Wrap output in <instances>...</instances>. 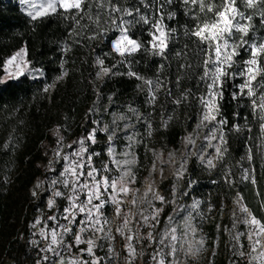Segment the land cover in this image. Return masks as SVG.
<instances>
[{
  "label": "snow or ice",
  "instance_id": "obj_1",
  "mask_svg": "<svg viewBox=\"0 0 264 264\" xmlns=\"http://www.w3.org/2000/svg\"><path fill=\"white\" fill-rule=\"evenodd\" d=\"M19 2L26 6L27 15L33 21L49 16H59L71 21L72 30L69 35L73 37L97 40L110 31L117 33L115 39L111 40V52L105 55L115 54L120 59L116 64L108 67L105 66L104 59L97 56L95 65L100 69L96 73L97 79H103L110 74H126L137 79L141 82L137 87L146 92V103L152 107L156 105L161 92L166 97H171V103L175 106L195 100L200 108L198 122L193 132L184 137L185 151L181 154L179 165L173 173L175 179L171 189L172 199L169 200L159 193L154 180L149 181L143 196L139 198L138 210L126 213L122 224L115 231L127 241L124 245L127 253L125 264H135L138 255H144L143 251L137 253L135 247L136 242L144 241H147L148 246L153 249L150 255L151 264H180L181 253L186 258L197 257L206 246V238L201 234L197 223L198 220L205 219L201 209L203 202L193 198L190 204L177 203L178 199L189 195L187 190L182 193L178 190L177 182L184 179L190 157L198 158L209 169L216 167L214 160L219 161L224 158L227 152L224 127L228 121L218 117H221L219 102L224 98V88L229 80L243 78L242 84L234 85L239 92L233 91L232 98L236 100L246 95L251 100L253 116H258L261 121L260 135L264 137V67L261 66L264 58V41L247 39L253 28L252 21L257 11L261 24L264 25V8L261 7L264 5V0H220L219 3L216 0H182L186 6L185 15L192 12L189 5L198 6L199 12L190 16L195 22L193 27L190 28L187 24L183 26L184 37L191 39L195 47L189 48V44L185 43L183 49L174 54L175 59L184 61L178 63L177 70L181 75H177L175 79V87L179 92V96L175 97L172 88L169 87L172 82L163 77L164 63L158 66L155 78H149L134 71L130 59L139 52H145L149 56L168 61L171 42L177 37V29L170 28L165 23L166 19L172 20L176 16L173 11L165 12V7L173 4L174 0H151V2L137 0L143 8L152 9V15L145 14L138 6H128L127 0H124V3L120 0H19ZM239 4L246 9H252L253 14L248 15L245 11H241ZM140 24L148 26L150 39L147 42L134 37L133 29ZM237 35H239L238 40ZM75 43H80V40L76 39ZM62 50L64 52L70 50L67 42ZM241 50L248 51L250 55L243 65L234 71L236 58ZM26 56L27 49L21 48L5 61L4 70L10 78L18 79L26 74L40 71L31 67V61L26 59ZM190 56L197 58L195 64L189 59ZM10 65L14 66V71H8ZM117 65L126 66L127 72H114L113 69ZM196 69L201 70L199 75L196 74ZM188 73H191L190 79L195 77L197 87L203 85L204 90L199 95L192 88L181 90L184 76ZM40 74L43 75L42 72ZM258 77L262 79L257 83ZM62 78L63 76L57 79ZM48 87L51 86H46L44 90L47 91ZM258 88L261 89L259 93ZM99 96L100 93L97 91V97ZM109 102H112V97H109ZM107 111L106 108L105 112ZM97 112L95 106L88 109L86 120L92 125L91 128H85L84 133L70 143H65V136L62 134L66 129L57 126L53 132L56 138L55 147L52 149L53 159L48 161L47 167V172L52 175L38 182L37 187L42 183L48 185L51 194L47 200V208L49 211L53 209L55 211L47 216L46 220L37 217L30 225L31 228L36 229L37 225L43 224L38 231L32 232V236H39V239L29 241L38 249L39 258L36 264H102L105 257L96 255V250L101 247L98 241L115 238L111 228H106L110 221L104 215L105 206L108 203L115 205V212L119 217L124 203L121 197L131 195V204L134 208L137 207L139 189H133L131 185L137 183L135 168L139 161L136 148L141 145L144 137L136 131V127L137 124L145 125L147 136L151 137L154 131L153 123L138 108L131 105L128 106L126 113H113L109 123L93 118ZM133 119L136 123H133ZM172 119V116H168L167 119L162 118V125L167 127ZM233 130L239 132L241 126L233 125ZM201 131H204L202 137ZM248 131L251 132L252 129L249 128ZM101 133L106 137L105 148L96 151L94 146L99 143L98 136ZM121 138L125 142L124 148L118 152L116 142ZM197 140H202L204 143L197 144ZM259 147H264V143ZM209 148L215 150L214 156L207 155ZM190 149L195 150L190 151ZM149 151L153 152L156 160H159L160 174L163 177V165L166 163L163 154L158 155L152 149ZM102 157L106 158L101 159ZM253 158L254 149L249 146L247 159L251 162ZM175 162L176 153L169 152L167 163ZM56 165L61 167L57 168ZM155 171L154 161L152 173ZM231 177L232 172L228 170L225 173V182L229 185L234 184ZM240 180L249 181L255 186V170L242 168ZM194 183L195 181L187 180L186 188L190 189ZM35 195L36 193L33 192V196ZM58 200L65 202L62 208ZM157 202L162 207L157 208ZM235 203L240 215L238 216L234 211L232 229L225 228L235 242L230 251L234 256L247 257V264H264V219L258 218L248 208L239 192ZM169 204L174 205L172 212L166 218H162ZM261 207L264 208V202L261 203ZM212 210V206L209 205L208 211ZM129 215L136 223L135 231L129 227ZM238 224L244 225L246 231H239ZM217 227L219 228V225ZM142 228L148 229L146 235L141 233ZM233 231L234 235H232ZM88 233L91 235L85 239ZM245 236L248 240L247 252L244 251L245 246L241 241ZM68 237L72 238L70 243L66 240ZM41 243L44 244L43 247H40ZM81 245L86 247H80ZM76 247H79L78 254L65 256V252L71 253ZM113 251L112 246L109 245L108 253L111 255ZM85 255L88 259H85ZM212 255H215V251Z\"/></svg>",
  "mask_w": 264,
  "mask_h": 264
},
{
  "label": "trees",
  "instance_id": "obj_2",
  "mask_svg": "<svg viewBox=\"0 0 264 264\" xmlns=\"http://www.w3.org/2000/svg\"><path fill=\"white\" fill-rule=\"evenodd\" d=\"M124 3V0H120ZM151 2V0H149ZM217 3L220 0H216ZM128 6H138L147 15H152V9H145L137 0H127ZM241 11L252 15V9L238 5ZM185 5L182 0L165 7V12L173 11L176 16L172 20H165L170 28L177 29V37L171 42L168 61L160 57L149 56L139 52L132 60V68L142 76L155 78L158 66L165 64L163 77L172 83L173 96H179L175 87L178 72V63L183 60L174 58V54L183 49L185 43L189 48L195 47L192 40L183 35V26L193 27L192 14L198 13V6L189 5L192 9L185 15ZM264 8V5L261 6ZM253 28L247 39L262 41L264 39V25L261 24L259 11L252 21ZM71 21L59 16H49L33 21L21 9L16 0H0V263L5 257L12 258L16 264H36L39 258L34 245L29 241L37 239L32 236L30 225L44 205V195L33 196L32 187L35 181L45 177L47 172L44 164L47 154L55 147L54 130L57 126L66 129L62 134L65 142L70 143L84 133L85 128H91L86 120L89 108L96 107L98 112L93 118H99L103 123L110 120L113 112H127L128 106L138 108L153 123L152 139L162 147H176L184 133L191 131L198 122L200 108L193 99L180 106L171 103V97L163 92L154 107L147 105L146 92L141 91L137 85L141 82L125 75H109L97 79L99 67L95 65V58L104 59L105 66L111 67L120 58L115 54L106 56L111 52V40L117 33L110 31L106 36L97 40H88L84 37H73ZM134 37L147 42L148 26L140 24L133 29ZM90 34V33H89ZM79 39L80 43H75ZM236 39H239L237 35ZM67 42L70 50L64 52L63 46ZM21 48L27 49L26 59L31 61V67L39 72L26 74L18 79L2 80L4 62ZM249 52L241 50L236 58V67L242 66L249 58ZM193 64L197 58L189 57ZM261 66L264 67V58ZM127 67L117 65L114 72L126 73ZM196 69V74H200ZM43 73V75L40 74ZM67 75H63L64 73ZM191 73L185 74L181 90L192 88L197 95L204 90L203 85L197 87L195 77L189 78ZM63 76L62 79H57ZM237 77L229 80L224 88V98L220 103L221 117L228 121L224 127L227 152L222 160L216 162V167L209 169L195 160H191L185 176V189L189 192L184 202L189 203L193 198L201 200V209L204 216L209 217L221 210L230 207L236 201L239 192L244 203L258 217L264 219V137L260 135L258 116H253L251 100L247 96L233 100L232 92H238L234 85L242 83ZM262 78L258 77L257 82ZM48 90L45 91L46 86ZM97 91L100 96L97 97ZM112 97V102H109ZM108 109L105 112V109ZM151 114V115H149ZM128 115H131L128 113ZM173 119L167 127L162 125V118ZM105 119V120H104ZM134 120V119H133ZM239 124L241 131L233 130V125ZM245 125H247L245 127ZM102 126V125H101ZM139 128L146 132V126L139 124ZM252 131L249 132L248 129ZM105 136L101 133L98 140L103 143ZM8 145V147H5ZM254 149V158L247 159V149ZM105 146L100 142L94 150L100 151ZM141 144L138 155L142 158ZM243 158V159H242ZM255 170L256 185L249 181L241 182V169ZM231 170L234 184L225 182V173ZM195 181L193 186L186 188L187 180ZM259 193V195H257ZM209 205L212 211H208ZM207 240L211 243L217 236L215 222L211 221L205 226ZM212 264H228L223 256L214 259ZM235 264H247L245 258H238Z\"/></svg>",
  "mask_w": 264,
  "mask_h": 264
},
{
  "label": "rangeland",
  "instance_id": "obj_3",
  "mask_svg": "<svg viewBox=\"0 0 264 264\" xmlns=\"http://www.w3.org/2000/svg\"><path fill=\"white\" fill-rule=\"evenodd\" d=\"M16 1L19 3L21 9L27 14L26 6L20 4L19 0H16ZM262 41H264V39ZM17 52H19V51H17ZM13 55H11L9 57H12ZM9 57H7L6 60ZM17 62H19V61H17ZM4 66H5V62H4ZM3 69H4V67H3ZM8 71L9 72L14 71V66L10 65L8 67ZM7 79H11V78L7 75V73L4 70V73L2 75V80L4 81ZM243 82H244V80L242 79V83ZM257 91L259 93L261 91V89L258 88ZM238 92H239V89H238ZM113 113L119 114V112H113ZM113 113H111L110 120L107 123H109L112 120V118H113L112 114ZM133 123H136L135 120H133ZM195 126H194V128H195ZM193 129L191 131L184 133V135L181 136L179 143L176 147H162L160 145H157L158 143L154 139H152L151 141H148V142L147 141L144 142V140L146 138H149V137L144 133V131H142L139 128V124H137L136 131H138L144 137L143 142L141 143V144H143L142 158L141 159L138 155V148L140 145L136 148V153H137V157H138V161H139L137 167L135 168V172H136V176H137V183L131 185V187L133 189H139V193L137 195L138 203H137V207L134 208L131 204L132 196L131 195L122 196L121 199H123L124 203L122 205V212H121V215L119 217L116 215L115 205L108 203L105 206V208L103 210L104 215L110 221V223L106 226V228H111L112 234L115 238L113 240H100V241H98V243L101 245V247H99L96 250V255L100 256V257H105V260L102 262V264H125V257L127 255V253L125 252L124 245L127 243V241L125 240L124 237L117 234L115 229L122 224L123 217L126 213L136 212L138 210V208L140 207L139 198L143 196L144 190L147 187V184L149 181L154 180L155 186L158 189L159 193L161 195H164L165 197H167L169 200L172 199L171 189H172V184H173L174 179H175L173 173L175 172L176 168L179 165L181 154L185 151V149H184V137L186 135H188V133L193 132ZM204 131H206V130H204ZM204 131H201V133H200L201 137L204 135ZM101 141H99L100 144H103V146H105L106 137H105V139H103V143ZM124 143L125 142L123 141L122 138L116 142V147H117L118 152L123 150ZM201 143H204V142L202 140H197V144H201ZM213 143H216V141H213ZM52 149L53 148H51L49 150V153L47 154V161L44 164V168H45L46 172H47V167H48V161L53 159ZM149 149L154 150L155 153H157L158 155L161 153L163 154V159L166 161V163L163 165V177H161V174H160L161 164H160L159 160H156V157L153 155V152L149 151ZM194 150L195 149H190V151H194ZM169 152H175L176 153V162L174 164L167 163ZM207 155L214 156L215 150L212 148L207 149ZM105 158L106 157H102L101 159H105ZM191 160H195L198 164H201V165L207 167L206 164H202L200 162V160L196 157H190L186 167H188V164L190 163ZM154 161L156 162V171L154 173H152V167H153ZM216 162L217 161L214 160L215 164H216ZM56 167L59 168V167H61V165H56ZM150 173H152V175H150ZM51 175H52V173L47 172L45 177L37 179L35 181V183L33 184L32 192L36 193L35 196L39 197L41 195H44V205H43L42 209L39 211V213L37 214L36 218L42 217V219L46 220L47 216L52 215V213L55 211V209H53L52 211H49L47 208V200L51 194L50 191L48 190V185L46 183H42V184H40L39 187H37L38 182L44 181L46 178L50 177ZM177 187L181 193L183 191H185L186 190L185 189V179L177 182ZM192 200L189 203H185L184 197H183L182 199H178L177 203H179V204H190L192 202ZM64 203H65L64 201L58 200V204L61 205V208L64 205ZM156 207L159 208V207H162V205L159 202H157ZM173 207H174V205H171V204L167 205L165 208V212L162 214V218H166L172 212ZM234 211L237 213L238 216L240 215L238 206L235 203V201H233V203L230 207H228L224 210H221L219 213L212 214L209 217L205 216V219L203 221L198 220L197 223L199 224L201 234H203L206 238L205 249L201 253H199V255L195 258H192V257L186 258L181 253V255L179 257L180 264H185L186 260H187V264H209L210 261L212 264L213 260L218 259L219 256H223L227 260L228 264H233V261L236 262V260L239 257L234 256L233 252L230 251L231 247L233 246V244L235 242L232 240L230 233L225 231V228L232 229V224H233L232 213ZM128 219L130 221L129 227L133 231H135L136 230L135 221L133 220L132 216H130V215L128 216ZM137 219H138V217H137ZM211 221L215 222V228L217 231V236L210 243L207 240V237L205 234V226L207 224H209ZM49 224L51 225V222H49ZM218 225H219V228L217 227ZM162 226L163 225H161V227ZM40 227H43L42 223L40 225H37L36 229L32 228L33 232L38 231V229ZM237 228L239 231H246L244 225H242V224H238ZM147 231H148L147 228L141 229V233L144 235L147 234ZM125 233L127 234V229H125ZM88 235H91V233L86 234L85 239L88 238ZM232 235H234V231L232 232ZM198 238H199V236H197V239ZM37 239H39V236H37ZM71 239H72L71 237L66 238L67 242H69V243L71 242ZM241 241L245 246L244 251L247 252L248 251L247 237L246 236L242 237ZM109 245H111L113 250H114L111 255L108 253ZM30 246L32 247V244ZM43 246H44V244L41 243L40 247H43ZM80 247H86V245H81ZM135 247L137 249V253H139L140 251L144 252L143 256L138 255V258L136 259L135 264H151L150 255H151L153 249L148 246L147 241L136 242ZM35 248H36V246H35ZM36 250H37V254H38V249L36 248ZM213 251H215L214 256L212 255ZM78 253H79V247H76V248L72 249L71 253L65 252V256L67 257L70 254H78ZM85 259H88V257L86 255H85ZM245 259L247 261V257H245ZM0 264H16V262L12 258L5 257L4 260H2V262Z\"/></svg>",
  "mask_w": 264,
  "mask_h": 264
}]
</instances>
